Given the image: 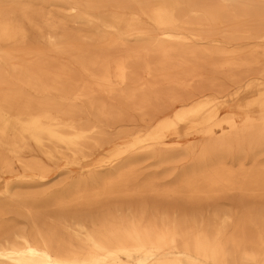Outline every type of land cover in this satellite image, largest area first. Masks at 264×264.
<instances>
[{"label":"bare ground","instance_id":"bare-ground-1","mask_svg":"<svg viewBox=\"0 0 264 264\" xmlns=\"http://www.w3.org/2000/svg\"><path fill=\"white\" fill-rule=\"evenodd\" d=\"M262 26L264 0H0L1 182L45 179L56 163L82 172L89 153L106 156L53 200L49 226L35 213L40 201L3 182L0 216L12 222L0 221V264H264ZM244 40L258 46H238ZM201 60L242 68L246 80L227 95H197L192 63ZM230 102L236 111L226 113ZM120 105L156 116L147 130L111 139L113 123L130 122ZM187 136L198 140L181 148ZM186 154L174 187L127 190L140 156L165 163ZM147 194L165 205L105 206ZM233 197L259 207L209 219L173 210Z\"/></svg>","mask_w":264,"mask_h":264},{"label":"rangeland","instance_id":"rangeland-1","mask_svg":"<svg viewBox=\"0 0 264 264\" xmlns=\"http://www.w3.org/2000/svg\"><path fill=\"white\" fill-rule=\"evenodd\" d=\"M132 8V7H131ZM60 9L59 11H61ZM61 13L66 14V11H61ZM260 24V23H257ZM264 27V26H262ZM79 31L80 34L85 33V28H83L80 25L76 24H69L67 27V31ZM100 32H104L103 28L99 29ZM106 31V30H105ZM107 32V31H106ZM215 39H220L219 37H215ZM238 46L246 47V48H253L254 45H257V42L255 41H241L238 42ZM234 45V44H233ZM260 48H264V44H260ZM258 48V49H260ZM261 51V49H260ZM259 51V53H261ZM98 52V51H95ZM51 58H56L57 56L53 53L48 54ZM261 56V55H260ZM259 56V57H260ZM65 61V59L61 58ZM63 61V62H64ZM263 60L261 59L259 64H262ZM212 64V65H211ZM206 63L203 60L198 61L196 63H192V65L198 66L197 72L200 79H194L190 82V86L192 88H200L201 91H198L196 93L197 95H227L229 93L234 92L238 86L242 85L244 81L246 80V77L244 78L243 74L244 69H238V70H232L231 72L227 71L226 69H221L218 67V65L214 63ZM264 66V64H262ZM261 66H257L254 68V72L259 71ZM252 77L253 75L250 74ZM201 80V81H199ZM212 86V87H210ZM165 87V86H164ZM166 89V88H165ZM169 89V87L167 88ZM98 100H100L103 103L106 104H112L113 98L109 97L105 94H102L98 97H96ZM231 105L230 109H226V113L229 112V110L236 111L235 104L229 103ZM233 106V107H232ZM120 110L124 111L125 113L129 114L130 122L129 123H113L114 125H111L110 129L108 130L109 136L111 139L115 138L119 135L120 132H124L125 134H134L138 131H145L150 127V124L155 118V111L154 109H149L146 115L140 116L136 114L135 112L128 111L124 105H120ZM152 108V107H151ZM92 118V117H90ZM87 119V116L83 117V120ZM170 135V134H169ZM184 137L180 139L181 148H187L190 144L197 142L198 137L188 138ZM121 142V141H119ZM118 142V143H119ZM104 148H108L105 147ZM186 150V149H184ZM31 154H33V157H36L39 153L35 148H31L29 150ZM193 155L186 154L182 155L178 158L171 159L165 163H158L155 159L148 156H140L139 159L136 161H133V163L128 167L134 171V181L132 184H130L127 188V190L132 188H141L144 185L152 186L154 189H156L159 192L165 191L167 189H170L171 187H174L175 183L172 182L173 178L177 176V174L183 169L188 168L190 166V162L192 160ZM31 157H28L30 159ZM105 159L106 156L104 153L100 152V150H94L91 153L88 154V156L84 159H82L81 163L83 165H89L91 168L96 166L102 159ZM261 158H264L262 156ZM232 163V162H230ZM246 167H249V164L247 161H245ZM89 167V168H90ZM237 167V166H236ZM235 167V168H236ZM89 168H85L82 172L75 168V167H69V166H63L60 163L51 164L47 168V177L42 180L34 179V182H27V183H19L20 180L17 178L7 179L6 183H9L12 185V193L18 194L24 197H35L38 201L41 203L38 204L35 213L39 217H43L44 222L46 225L53 224L54 218L58 215V210L53 206V200L59 199V198H66L62 194V189L66 188L69 184L77 181L81 173L84 175L86 174ZM106 168V167H105ZM104 172L103 174H105ZM23 180V179H22ZM3 182L0 180V191L2 190ZM135 186V187H134ZM42 192H46L47 194H54V196L50 198H46L43 196ZM239 197H233L232 199H235L231 204L228 201H222V204L217 207H213L210 203H203L202 205H187V203H184L182 206L178 204L176 207L173 208V210L179 209V207H187L188 209H195L194 211L187 210L185 211L188 214L195 213L197 215L203 216L205 219H209L214 214H221L223 212H229L234 211L235 213H238L239 216L242 215L246 210L252 208V207H259L258 204L252 206L250 202H243L240 203ZM156 203L160 204L161 206H164L165 203H163L162 198H159L153 194H147L143 196H137L132 198H127L125 201L120 202L117 200H112V202L108 203L105 206L113 207L115 205L122 206L121 204H124L125 206H130L133 208H139L141 205L146 207H151L156 205ZM195 206V207H194ZM105 208V207H103ZM102 211L105 210H92L90 213L94 214H102ZM12 216L10 214H5L4 216H0V221L4 223H11L10 219ZM22 227L27 225V222L23 220V218H20V224Z\"/></svg>","mask_w":264,"mask_h":264}]
</instances>
